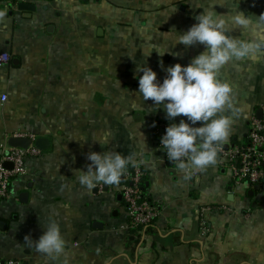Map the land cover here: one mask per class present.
I'll return each instance as SVG.
<instances>
[{"label": "crops", "instance_id": "1", "mask_svg": "<svg viewBox=\"0 0 264 264\" xmlns=\"http://www.w3.org/2000/svg\"><path fill=\"white\" fill-rule=\"evenodd\" d=\"M19 1L33 9L7 8L0 0V54L9 55L0 62V155L16 133L47 144L26 158L27 175L13 178L10 197L0 200V259L264 264V182L235 184L218 152L244 144L249 126L263 115L264 45L218 71L217 78L232 86L240 111L215 163L203 168L187 160L189 167L179 168L155 142L154 128L161 132L171 121L137 93L142 73L136 71L146 64L162 81L167 66L187 64L202 51L200 44H175L202 10L226 14L230 35L260 43L264 31L235 27L230 18L238 10L255 23L264 0ZM156 50L168 52L161 56ZM108 150L131 157L128 165L138 163L146 173L143 188L160 209L149 225L122 228L120 187L127 166L118 183L98 182L91 189L80 184V170L90 163L87 153ZM50 221L59 224L65 240L64 254L56 259L38 253L32 240ZM25 235L32 237L28 244Z\"/></svg>", "mask_w": 264, "mask_h": 264}, {"label": "clouds", "instance_id": "2", "mask_svg": "<svg viewBox=\"0 0 264 264\" xmlns=\"http://www.w3.org/2000/svg\"><path fill=\"white\" fill-rule=\"evenodd\" d=\"M225 17L226 14H219L214 8L202 10L195 16V23L179 32L175 44L186 47L200 44L203 50L187 64L176 62L167 66L162 81L152 67L143 63L136 65L137 73H142L138 75L137 93L144 101L151 99L153 106L162 109L171 121L160 137V148L181 169L189 167L185 160L195 168L215 163L217 148L228 138L234 117L240 111L234 105L232 86L217 78L218 71L229 61L247 57L264 45V40L248 42L230 35ZM230 19L235 27L247 29L251 25L253 32L264 31V13L255 23L248 14L238 10ZM156 51L161 56L168 52ZM177 116L182 117L178 122ZM87 159L90 163L86 170H80L78 179L81 185L91 189L98 182L118 183L131 157L108 150L90 151ZM43 227L38 239L25 235L24 242L28 244L31 238L38 253L56 259L65 251L60 226L50 221Z\"/></svg>", "mask_w": 264, "mask_h": 264}, {"label": "built area", "instance_id": "3", "mask_svg": "<svg viewBox=\"0 0 264 264\" xmlns=\"http://www.w3.org/2000/svg\"><path fill=\"white\" fill-rule=\"evenodd\" d=\"M19 0H5L7 8H12ZM9 55L0 54V62H7ZM2 101L5 96H2ZM166 125H162V131L154 128L155 142L160 147V137L164 134ZM16 137H25L30 140L26 148L4 146L0 155V200L8 199L10 181L17 176H25L28 173L25 166L26 158L38 156L40 149L34 145L35 136L30 133H16ZM222 161L231 172L235 184L248 182L251 186H262L264 182V110L261 119L254 120L249 126L247 140L242 145H233L224 150L218 149ZM186 161V160H185ZM4 162L11 164V168L3 166ZM125 183L120 187L123 207L126 214L124 229H137L149 225L159 214V207L153 204L143 188L146 173L138 163H134L124 173ZM206 208L201 209V215ZM0 264H16L15 260H1Z\"/></svg>", "mask_w": 264, "mask_h": 264}, {"label": "water", "instance_id": "4", "mask_svg": "<svg viewBox=\"0 0 264 264\" xmlns=\"http://www.w3.org/2000/svg\"><path fill=\"white\" fill-rule=\"evenodd\" d=\"M16 6L20 10L33 9L32 4H27V3H24L22 1L17 2ZM7 144H8V146H11V147L26 148L30 144V140L28 138H25V137L10 136L7 139ZM46 144H47V140L45 138H37V140H35V142H34V145L41 150L45 148ZM3 166H5L7 168H11V164L8 162H4ZM22 195L24 196V194H22ZM95 224L97 226H101V222H95ZM2 226H3V223L0 221V228H2Z\"/></svg>", "mask_w": 264, "mask_h": 264}, {"label": "trees", "instance_id": "5", "mask_svg": "<svg viewBox=\"0 0 264 264\" xmlns=\"http://www.w3.org/2000/svg\"><path fill=\"white\" fill-rule=\"evenodd\" d=\"M130 167H131V165H127V169L130 168ZM143 182H144V181H143ZM143 184H144V183H143Z\"/></svg>", "mask_w": 264, "mask_h": 264}]
</instances>
